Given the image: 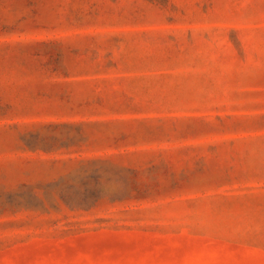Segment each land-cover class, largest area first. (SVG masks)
Masks as SVG:
<instances>
[{
  "label": "rangeland",
  "instance_id": "rangeland-1",
  "mask_svg": "<svg viewBox=\"0 0 264 264\" xmlns=\"http://www.w3.org/2000/svg\"><path fill=\"white\" fill-rule=\"evenodd\" d=\"M0 264H264V0H0Z\"/></svg>",
  "mask_w": 264,
  "mask_h": 264
}]
</instances>
